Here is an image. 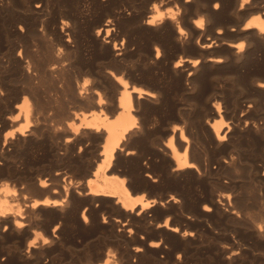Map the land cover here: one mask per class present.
I'll return each instance as SVG.
<instances>
[{"label":"bare ground","instance_id":"bare-ground-1","mask_svg":"<svg viewBox=\"0 0 264 264\" xmlns=\"http://www.w3.org/2000/svg\"><path fill=\"white\" fill-rule=\"evenodd\" d=\"M262 66L264 0H0V264H249L183 255L264 235Z\"/></svg>","mask_w":264,"mask_h":264},{"label":"rangeland","instance_id":"rangeland-1","mask_svg":"<svg viewBox=\"0 0 264 264\" xmlns=\"http://www.w3.org/2000/svg\"><path fill=\"white\" fill-rule=\"evenodd\" d=\"M8 14L9 13L6 12L5 16H7ZM259 71L264 72V66L260 67ZM228 80L229 79H227V83H229ZM142 86H145V85L143 84ZM173 112H175V110L169 106L164 107L162 110V114H164V115H170ZM242 146L243 147L245 146L244 149L248 150L247 145L245 143L244 144L242 143L241 147ZM243 168H245V170L243 169V171H242L243 176H241V182H242L241 184L244 186L242 187V185L240 184V190H241L240 192L244 193L246 191L244 194L254 196L253 198H254L255 203L253 202L254 203L253 208L251 207V209L249 211L252 212L254 210L252 213H254V212L257 213L261 209V206L259 204V202H260L259 197L263 193L262 191H264V189H259L258 187H255V186L252 187V184L248 181L249 178H248L247 166L244 165ZM243 177H244V179H243ZM254 188H256V189H254ZM143 191H145V190H143ZM253 193L255 195H253ZM255 199H259V200L255 201ZM256 203H258L257 206H256ZM209 225L203 226L202 228H200V230H201L200 232H199V230L196 231V234L193 237L194 238L193 242L191 243V245L189 246L185 255H183V256H205V255L206 256H225V255L227 256L226 253L224 255L220 254L219 250H221L220 246H224V245L226 246V244L227 245L229 244L228 245L229 247L231 246L230 245L231 240L229 238L227 239V237H225L227 234H229L230 236H233V239L235 238L234 243L238 244V246L242 247L243 250H245L242 256H246V257L248 256L246 261H248L249 264H264V235L257 236L254 226H252V225H249V226L240 225V227H238V229L234 228L232 230L233 231V233H232V231L227 232L226 230H224L225 228L223 229V225H221V224H219L217 226V229H216V226H215V228H213L214 227L213 224H209ZM211 226H213V227H211ZM225 231H226V233H225ZM180 242H181L180 239L175 240L174 238H171L168 240L167 243L166 242H164V243L175 244V245L178 244L179 245ZM176 251L178 252L179 249ZM177 252H175V253H177Z\"/></svg>","mask_w":264,"mask_h":264}]
</instances>
